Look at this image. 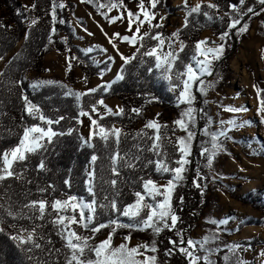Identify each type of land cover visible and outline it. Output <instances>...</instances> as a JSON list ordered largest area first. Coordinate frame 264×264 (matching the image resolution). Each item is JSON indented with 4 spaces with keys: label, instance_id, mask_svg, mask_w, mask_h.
<instances>
[{
    "label": "trees",
    "instance_id": "obj_1",
    "mask_svg": "<svg viewBox=\"0 0 264 264\" xmlns=\"http://www.w3.org/2000/svg\"><path fill=\"white\" fill-rule=\"evenodd\" d=\"M214 4L219 5V12L214 9H207L204 4L203 11H208L214 17H222L223 20L214 19L207 20L204 15L193 14L188 17V28L183 27L179 31V41H182L187 47L180 53L179 60H177L176 68L173 69V84H179L180 82L175 78L176 70L183 71L184 66L190 61V57L193 54V50L197 41L201 40L202 35L206 31H211L213 35L218 39L219 35L226 29L230 22L229 16H225V12H229L230 15L235 16L236 13L230 11L229 6L236 4L240 8V13L243 14L247 11L248 7L254 8L259 12L263 7L258 3V0H245L243 6H239V0H212ZM53 0H36V7L32 11L23 12L22 4L19 0H0V154L3 150L10 149L18 143L19 137L22 135L23 126L43 125L38 119H32L27 117L22 111V104L19 99L21 92L23 91L29 96V99L38 107L41 112L48 118L55 117L57 115H63L65 119L58 125H53V130L60 132H67L69 128H74L76 131L72 135L58 136L54 139L53 144L47 152H42L40 155L30 156L23 166L16 164L13 167V171L17 174L13 178H9L4 182H0V205L8 207L12 205V209L15 212L20 211V207L24 204L30 203L33 200L44 199L48 201V208L46 209L45 219L43 221H35L36 225H43V227L36 228L37 237H43L38 242L43 246L44 251L34 249V258L28 259V255L19 250L16 244L9 238V235L0 234V264H43L45 259H53L48 257L46 244L47 240L52 241V247L60 249L58 256L54 257L58 264H66L65 255L68 254V249L65 247V241L61 240L57 235V226L52 221L56 217V213L52 211L51 204L55 199H66L70 195H76L82 197L85 200L90 201L92 198L86 188V172L89 167V157L92 154V149L84 148L81 150L80 140L78 135L81 134V124L76 122L77 105L73 97L67 96V89L73 90V88L67 87L61 89L58 87L60 84L45 86L39 90H34L27 80V76L30 73L43 75L46 73L45 58L57 50L61 53H66L68 56L77 57L81 62V68L87 78L100 76V73L106 67L105 63L96 66L92 63V55L85 53L75 44L76 36L70 25V15L74 10V5L70 4L69 9L57 8V17L59 21L63 23H56L54 25L56 34L51 36L53 43H49V36L51 35V29L53 24L51 23V7ZM58 5V0H55ZM113 3L111 0H93V2L87 3L95 12L97 5H107ZM182 8L174 7L172 0H160V3L155 9L156 12H164L166 14V24L162 28H153L150 32L155 35L157 32H161L163 37H172L173 32L169 31L171 27V21L178 15V12ZM253 14H249L243 17L242 24L244 22L249 25V17ZM36 20L37 23L27 29L26 20ZM235 31V30H233ZM30 34V35H29ZM26 35L28 38L26 39ZM61 35H64L66 41H61ZM236 36L232 35L225 47V51L221 59L215 61L217 66L215 72L229 71V66L232 59L235 57L238 50V43L236 42ZM143 43L145 48L140 49L143 53L147 48L156 46L157 42L151 40L149 36L144 38ZM221 41L219 40V44ZM139 47V45H138ZM71 49L68 52L67 49ZM264 54V48H263ZM141 55L137 54V59L125 67V79L116 83L110 92L103 98L104 100H119L123 108L125 109V115L123 117H106L104 121H101L105 126H120L124 133L127 134V139L123 137L120 144V154L130 151L135 153L140 158V164H137L136 169L121 168L120 176L117 178V185L115 188L110 187L107 183L113 178L108 170L109 161L106 159L107 152L103 148L101 142L95 141L96 153L101 157L97 162V180L95 190L97 193V203L103 202V197L107 195L109 199L113 195L117 198L118 207L127 206L130 203L135 202L134 192L143 191V181L140 177L145 179H152L157 184L166 183L171 178L170 175H160L157 173L154 164H148V160H156L157 157L148 149L152 144V140L148 139L149 136H155L156 132L152 129H144L140 132L136 131L138 124L144 120V114L149 111L151 106H159L164 111L169 112L170 116L176 115L177 119L181 118L182 111L187 109V105L176 106V97L179 91L182 90V84L180 88L173 94L169 91L165 84L159 83L157 79L156 71L149 73L148 69L154 67L155 60L150 57H143L144 63L140 64ZM111 63L108 66L111 67ZM23 78L25 84L23 88L12 87V83H18ZM68 81L72 86L76 84V75L74 70L69 73ZM196 85L193 86V92L197 99L195 102V109L198 111L203 109L204 113V101L201 96L197 94ZM11 89V90H10ZM77 92L76 90H73ZM100 98V93H97L95 97L85 96L83 98V106L86 111H90V104L94 103L96 99ZM261 99H264V92L261 94ZM194 106V104L192 105ZM132 108L141 109V114L136 116L130 110ZM208 108L206 107V110ZM208 113V112H207ZM160 117H163L161 114ZM93 118H98L93 114ZM175 124V123H174ZM177 126V125H176ZM191 128V125L189 126ZM204 127L203 116L200 119H196V126L192 129L195 132V139L193 140L192 147L195 153L192 157V162L195 156H200V150L202 145L200 144L201 135L199 131ZM178 128V126H177ZM137 133H145L133 140L132 137ZM160 144L162 149V155L160 159L164 160L169 167H175L174 161L178 159L177 149L175 144L177 138L175 137L174 127H160ZM133 145H139L143 151L136 152ZM114 148V144L110 141V149ZM43 158L47 165L46 172H37L36 166L40 159ZM141 164L143 167L141 168ZM197 162L189 164L188 171L185 173V178L181 182L180 186L176 189L173 197V207L176 214L181 217V221L177 224V229L183 232L185 241L192 239V233L196 226L197 220L202 214V199L200 196V190L195 189L193 180L195 178V170L197 169ZM22 173V174H21ZM191 176V178H190ZM71 179V188L69 189L64 180ZM31 181L29 184L28 181ZM48 184L55 186V191L48 189L47 192L41 194L37 191V186L45 187ZM226 192L229 193L234 199L240 201L245 205L252 206L255 210L264 214V200H255V194L250 193L246 197L238 196L232 188L226 186ZM183 197L184 203L182 206L178 204V198ZM149 200H145V203H149ZM27 212V209H24ZM70 214V213H69ZM146 215V212L142 216ZM87 216V212H86ZM122 223H128L124 219H120ZM109 213L104 212L103 209L97 208L96 222L107 223ZM11 218H8L10 220ZM112 219H117L115 214H112ZM253 222H249L247 226L252 225ZM23 226L31 231L33 222L28 220H22L17 224V229ZM6 231L10 235L16 234V231L9 227L8 222L4 224ZM77 235L87 238L89 235H93L94 240L101 234L109 232L112 237V247L115 242L127 236L124 229H117L115 234H112V228L102 229L98 233H92L88 229L74 225ZM245 226H242V228ZM241 228V229H242ZM142 237H146V242L149 247L152 246L153 240L156 242V247L159 249L157 253L145 252V255H155L157 257L156 264H186V260L178 253L165 257L164 253L169 247L168 240L176 239L175 231L169 232L165 229L158 236L153 233L151 229L141 231ZM229 235V234H228ZM224 242V240H222ZM92 241L90 246L94 247L97 244ZM245 246L253 248L255 242L244 243ZM222 251L218 254V260L216 264H240L238 257L234 260L225 259V255L229 254V249L222 247ZM86 256L94 259V255L90 254L86 250ZM203 264V261H201ZM254 264V263H243Z\"/></svg>",
    "mask_w": 264,
    "mask_h": 264
},
{
    "label": "snow or ice",
    "instance_id": "obj_2",
    "mask_svg": "<svg viewBox=\"0 0 264 264\" xmlns=\"http://www.w3.org/2000/svg\"><path fill=\"white\" fill-rule=\"evenodd\" d=\"M93 0H80V3H90ZM150 9L145 7L144 0H139L138 11L133 12L131 10H125L128 21V32L131 35L121 36L119 33H115L112 37H107V33H104L108 38L109 43L112 44V47L116 50L117 55L122 61V67L117 73L114 80L108 83L98 85L97 87L89 89L87 92H74L71 89H67V96L73 97L77 105L78 111L76 116V122L78 124H83V118L87 117L90 121V130L87 138L82 135H78L80 140L81 150L85 147L92 149V154L89 157V167L86 172V188L89 193V196L92 198L90 201L85 200L82 197L76 195H70L66 199H55L51 204L52 211L56 213L55 219L50 221L55 226H57V235L60 236L61 240L65 241V247L68 249V254L65 255L66 264H156L157 257L155 255H145V252L157 253L159 249L156 247V242L153 240L152 246L148 245H138L136 247H128V242L131 241L132 237L129 234L125 236V243H122L117 248L112 247V237H109L98 245L92 247L89 246L88 239L77 235L76 231L72 228V225H78L85 229H88L92 233H98L102 229L112 228V234H115L117 229H128L131 233L132 231H146L151 229L155 235H159L165 229L169 232L175 231L176 236L179 237L176 239H169V247L165 251V257H171L175 254L183 256L186 260V264H212L210 257L212 255L218 254L223 249L220 248H211L208 247L209 244L215 243L218 239L219 233H213L210 236H205L199 241H194L192 239H187L185 241L184 234L182 231L177 229V224L181 221V217L176 214V211L173 207V197L175 195L176 189L180 186L185 178V173L188 171V165L192 163L189 157L192 155V142L195 139V132L192 130L196 126V109L192 107L195 103V95L192 92L193 86L196 85L199 81V86L197 91L201 94H205V85L203 77H210L213 74V63L222 58L225 51V47L229 38L232 35L239 37L244 32L248 30L247 23L243 21V17L249 14L259 15L254 8L248 7L247 11L243 14L240 13V8L236 5H230V11L236 13L235 16L230 15L229 12H225V16H229L230 22L228 23L226 29L219 35L218 39L221 43L218 46H215V41H212L213 46H209V41L207 39L197 41L193 50V54L190 57V61L184 66V70H176L175 78L179 81V84H173V69L176 68L177 60H179L180 53H182L187 47L182 41H179V32L173 33L171 38L163 37L161 32H157L155 35H152L151 32H146L144 36H139L137 39L140 28L145 22H147L150 27L162 28L164 17L160 18V21L155 25H152V21L156 20V13L152 10L157 8V5L160 3V0H149ZM258 3L264 7V0H258ZM245 0H239V6H243ZM185 6L187 7V0H185ZM33 9L36 7L34 4ZM64 9L67 5L61 3L57 5L55 0H53L51 7V23L53 27L51 29V35L49 36V43L54 41L51 39V36L56 34V29L54 25L56 23H63L59 21L57 17V8ZM107 7V11L111 12L115 8H124L123 2L121 3H109L107 5L99 4L97 5V10ZM205 6L202 4H197L195 7H191L187 11V15L184 21V27L188 28L189 21L188 17H191L194 13L197 15H204L207 20H223L222 17H214L208 11H203L202 8ZM207 9H214L216 12H219V5L214 3H208L206 5ZM104 15V18L109 21L110 24H114L117 21H122L124 17V12H121L115 17L109 18L108 14L105 12L101 13ZM141 16L143 19H141ZM136 23L135 32H133V23ZM37 23L36 20L32 21V25ZM3 27V26H0ZM235 30V31H233ZM88 35H92L91 32H88L87 28H84ZM103 32V29H101ZM30 35V34H29ZM145 36H149L151 40L157 42L156 46L147 48L143 53L140 52V49L145 48L143 43ZM28 38V35L25 37ZM168 39V51L165 53L163 51L165 46V40ZM114 40H119L121 42H126L130 46L136 49L135 53L130 56H125L119 52V48L113 42ZM179 42V51H173L175 44ZM139 44V47H136ZM68 52H71V49H67ZM95 51L94 48L89 47L85 50V55ZM100 51L107 54V49H100ZM137 54L141 55V60L139 61L143 65V57L154 58L155 63L154 67L148 69L149 73L156 71L157 79L164 80L168 84L169 91L176 92L180 85L182 84V90L179 91L178 96L176 97L177 104L187 105V109L182 111L181 118L174 121L175 125L179 127L180 130L187 133L186 137H178L175 147L177 149L178 159L174 161L175 167H169L164 160L160 159L162 155V149L160 144V127H166V125H159L156 120L148 121L145 125L147 129L155 130V136H149L148 139L152 140V144L148 149L152 152L157 159L148 160V164H154L156 171L160 175H170L171 178L166 181V183L159 185L156 181L152 179H145L140 177L143 181L142 189L143 191L134 192L135 202L130 203L127 206L118 207L117 198L115 195L111 199L107 195L103 197V202L97 203V193L95 190L96 180H97V162L101 157L96 153V143L95 141L101 142L103 148L107 152L106 159L109 161L108 170L113 178L108 181L102 182L107 183L110 187L115 188L117 185V178L120 176L121 168L127 169H136L137 164H140V158L135 153L130 151L125 152L123 155L120 154V144L122 140V130L118 129L114 124L105 126L101 123L106 117H123L125 115V109L117 107L114 111L113 108L105 104L104 96L111 91L113 86L119 81L125 79V67L128 64L132 63L133 60L137 59ZM0 59H3L0 56ZM78 59L77 57H68L69 69L71 67V61ZM116 60L115 56H108L107 61H105L104 71H111V67L108 66L109 63L114 64ZM96 63H99L96 61ZM3 73H0V76H3ZM85 79H87L85 77ZM100 79H103V71L100 73ZM53 81H44L43 84L37 82L31 84V87L35 90L38 87L48 86L49 84H55ZM25 81L23 78L19 80L18 83L13 82L12 87L23 88ZM61 89H65V85H58ZM11 90V89H10ZM264 90H257L258 94ZM97 93H100V98L96 99L94 103L90 104V111H86L83 106V98L85 96L95 97ZM19 99L22 104V111L26 114L27 117L32 119H38L42 122L43 125H32V126H23L22 135L19 137L18 143L11 147L10 149L3 150L0 154V182H4L9 178H13L17 174L13 171V167L16 164L23 166L25 162L29 159L30 156L40 155L42 152H47L53 141L58 136L72 135L76 130L74 128H69L67 132L64 131H54L53 125H58L65 119L63 115H57L52 118L46 117L42 112L40 107L35 105L30 99L29 96L21 92ZM103 109V113L99 109ZM225 112H230L233 114H238L247 111L245 107H225L223 109ZM136 116L141 114V109L132 108L130 110ZM200 113H203V109L199 110ZM260 123L264 124V99L260 100L259 107ZM95 114L98 118H93ZM159 114H157V117ZM211 123V121H209ZM250 121H238L237 119H229L227 121H220V128L214 133H209L208 127L206 126L202 130V134L206 136H211V148L203 146L200 150L199 155L206 158L207 166L211 168L213 161L219 152L225 151L223 147V140L229 139L228 133L239 128L246 127L250 125ZM191 125V128L189 127ZM146 135L145 133H137L132 137L133 140H136L137 137ZM123 137L127 139V134L124 133ZM223 138V140H222ZM110 141L114 144V148L110 149ZM207 143V142H205ZM133 148L136 149V152H142L143 149L139 145H133ZM260 149L264 151V142L261 143ZM253 154H260L259 152H254ZM143 164H141V168ZM47 165L43 158L40 159L38 165L36 166V171L46 172ZM22 174V173H21ZM207 177L202 176L200 169L195 170V178L193 184L195 187L199 188L201 185L199 181L205 180ZM30 184L31 181L29 180ZM64 184L70 189L71 188V179L64 180ZM52 189L55 191V186L53 184H48L45 187L37 186V191L41 194ZM149 200V203H145V200ZM184 203L183 197L178 198L179 206H182ZM48 201L44 199L33 200L30 203L24 204L20 207V211L15 212L12 209V205L9 204L8 207H3L0 205V234L9 235V238L16 244L17 248L22 252L28 255V259L32 260L34 258V249H39L44 251L43 246L38 242L39 239L43 237H37L36 228L43 227V225H36L35 221H43L45 219L46 209L48 208ZM103 209L104 212L109 213L108 222H96L97 208ZM27 209V212L24 211ZM87 212V216H86ZM146 215L142 216V213ZM70 213V214H69ZM112 214L117 216V219H112ZM119 216L127 217L128 223H122L119 221ZM8 218H11L8 220ZM22 220H28L33 222V227L31 231L21 226L17 229V224ZM8 222L9 227L14 229L17 234L10 235L6 228L4 227L5 222ZM228 219L224 220H211L213 225L217 227L221 225H226ZM46 244L48 245L47 252L48 257L53 258L51 260L45 259L43 264H58L57 260L54 258L59 255L60 249H55L52 247V241L47 240ZM240 245H232L229 248V251L235 252L239 249ZM143 249V251H141ZM86 250L88 253L94 255L93 258L86 256ZM203 252L204 256L201 257L197 253ZM264 256V253H261ZM138 256H144L143 260L137 259ZM37 259V264H39V259ZM227 259V256L225 257ZM243 264V261L240 262Z\"/></svg>",
    "mask_w": 264,
    "mask_h": 264
},
{
    "label": "rangeland",
    "instance_id": "obj_3",
    "mask_svg": "<svg viewBox=\"0 0 264 264\" xmlns=\"http://www.w3.org/2000/svg\"><path fill=\"white\" fill-rule=\"evenodd\" d=\"M19 1L22 4L23 12L32 11V6L36 2V0ZM111 1L117 4L121 3V0ZM122 2L124 8H115L111 12H108L107 7H105L99 12H95L87 3H80V0H58V5L61 3L67 5L64 9H69L70 4L74 5L75 8L70 15V25L77 39L75 44L84 53L89 47L95 49V52L90 55L93 56L91 60L96 66L101 65L99 60L101 57L94 58L98 54L117 57V54L112 52L114 48L109 43L107 37H112L115 33H119L121 36L131 35L128 32V21L125 10L137 12L139 0H122ZM172 3L174 7L182 8L178 12V15L172 19L171 27L169 28V31L177 33L184 27V21L189 8L195 7L197 4L204 5L214 2L212 0H187V7L185 6V0H172ZM144 4L146 8L151 10L149 0H144ZM152 11L156 13V20L152 21V25L159 22L161 17L165 18L163 20V25H165L166 14L164 12H156L155 10ZM102 12L107 13L109 18L124 12L125 18L122 21L110 24L104 18V15L101 14ZM141 19H143L142 16ZM136 23H133V32H135ZM25 25L27 29L33 26L32 21L29 19L26 20ZM247 26L248 30L246 32L239 37L236 36L238 50L230 63L229 71L216 73L217 66L214 62L212 76L202 78L205 85V94L197 91L200 82L196 87L197 94L204 101V113H200L199 110L196 111V119L199 120L202 115L204 121V127L199 131L202 147L207 146L211 148V136L202 134V130L206 126L209 133H214L219 130L221 120L227 121L235 118L241 122L250 121L251 123L246 127L229 132V139L223 140L222 138L225 151L217 153L211 168L207 166L206 158L195 156L193 162H197V168L200 169L201 175L207 177V179L199 181L201 185L199 188L194 186L195 189L200 190L202 214L197 220L192 233V240L199 241L205 236L219 233L217 241L209 244L208 247L220 249L224 247L229 249L232 245H240L239 249L234 253L230 251L225 257L227 256L228 260H234L235 257H238V261H243V263L264 264V256L261 255V253H264V214L255 210L252 206L245 205L234 199L226 192V186H229L238 196L246 197L248 194L254 193L255 200H264V151L260 149L261 143L264 142V124L260 123L261 114L259 113L261 94L264 91H261L260 94L257 92L258 89L264 90V7L259 11V15L253 14L249 17V25ZM84 28H87L88 32H91L92 35H88L83 31ZM153 28L145 22L140 28L137 39H139V36H144L146 32L151 31ZM101 29H103V32ZM104 33H107V37ZM205 39L209 41V46H213L211 44L212 41H215V46L219 45V39L211 31H206L202 35L201 40ZM61 41H66L64 35H61ZM113 42L123 51L122 54L125 56H130L136 51L135 48L126 42L119 40H114ZM167 45L168 39L165 40L163 49L165 53L169 50ZM179 47V42H177L173 51H179ZM100 49H107V54L100 51ZM68 57L66 53L53 50L45 58L46 73L43 75L30 73L27 76L30 85L37 82L43 84L44 81H53L56 83L49 84L48 86L62 84L73 88L77 92H87L98 85L111 82L120 70L117 68V64H115L114 67L111 65V71L103 72V79H100V76L87 78L79 60H72L69 69ZM96 61L99 63H96ZM119 62L122 64V61ZM119 62L118 64H120ZM71 70H74L76 75V84L74 86L68 81ZM158 81L168 87L166 81L160 79ZM43 87L45 86L38 87L35 90ZM105 104L113 108L114 111L117 107L123 108L122 103L117 99L105 100ZM229 106L245 107L247 111L238 114L225 112L223 109ZM192 107L195 108V103ZM206 107L208 108L207 110ZM99 111L103 113L102 108ZM157 114H159L158 117ZM161 114H163V117H160ZM176 118V115H173L172 118L169 112L154 105L144 114V120L138 124L136 131H142L148 121L156 120L159 125H166V127L172 125L176 134L175 137H186L187 133L180 130L179 127L177 128L174 124ZM116 127L122 130V134L124 133L120 126L117 125ZM89 130L90 121L87 117H84L83 124L81 125L82 136L87 138ZM254 152H259L260 154H253ZM194 153L195 150L192 147V155L189 157L191 161ZM162 184L164 183L159 185ZM120 219L128 221L127 217L122 216ZM213 219L218 221L228 219L229 222L226 225L217 227V225L211 223ZM249 222L253 223L247 226ZM242 226L245 227L242 228ZM72 228L75 230L74 225H72ZM124 232L127 236L130 234L132 237L131 241L128 242V247L147 244L146 237H142L141 231H132L130 233L128 229H124ZM109 235V232H105L95 240L93 235H89L86 239H88L89 246L92 241H95L93 243L98 245L107 239ZM124 238L118 239L113 248H117L120 244L125 243ZM251 242H255L256 244L253 248L244 245V243ZM197 254L201 257L204 256L203 252H198ZM218 255L215 254L210 257L212 264H216ZM137 259L143 260L144 256H138Z\"/></svg>",
    "mask_w": 264,
    "mask_h": 264
},
{
    "label": "crops",
    "instance_id": "obj_4",
    "mask_svg": "<svg viewBox=\"0 0 264 264\" xmlns=\"http://www.w3.org/2000/svg\"><path fill=\"white\" fill-rule=\"evenodd\" d=\"M94 52H95V51H93L92 53H89V54H93ZM112 52H115L114 54H117L115 49H113ZM119 52L122 53L123 51H122L121 49H119ZM108 56H113V55H104V54L101 55V54H98V55L94 56V58H95V57H101L99 60H100V64H102V63H104L105 61H107V57H108ZM115 57H116V56H115ZM119 61H121V60L119 59V56L117 55L116 60H115V63L112 64V67H114V65L117 64V66H118L117 68L120 69L123 65H122ZM118 62H119L121 65L118 64ZM112 67H111V68H112Z\"/></svg>",
    "mask_w": 264,
    "mask_h": 264
}]
</instances>
